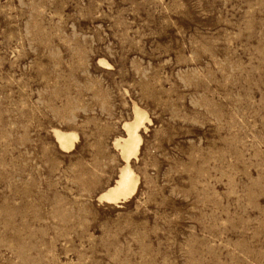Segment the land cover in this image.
Returning a JSON list of instances; mask_svg holds the SVG:
<instances>
[{
	"label": "rangeland",
	"instance_id": "obj_1",
	"mask_svg": "<svg viewBox=\"0 0 264 264\" xmlns=\"http://www.w3.org/2000/svg\"><path fill=\"white\" fill-rule=\"evenodd\" d=\"M0 264H264V0H0Z\"/></svg>",
	"mask_w": 264,
	"mask_h": 264
},
{
	"label": "bare ground",
	"instance_id": "obj_2",
	"mask_svg": "<svg viewBox=\"0 0 264 264\" xmlns=\"http://www.w3.org/2000/svg\"><path fill=\"white\" fill-rule=\"evenodd\" d=\"M144 118V113L136 108L134 110L133 119L131 121L123 122V130L125 131L126 136L117 139L115 141V146L120 149L121 155L124 159V165L120 168L117 179L113 185L107 187L101 192V198H106L115 203L134 193L137 179L129 166V159L131 156H134L138 150L140 143L138 127L142 124ZM54 135L61 148L72 146L73 141L76 139L75 134L58 129H54Z\"/></svg>",
	"mask_w": 264,
	"mask_h": 264
}]
</instances>
